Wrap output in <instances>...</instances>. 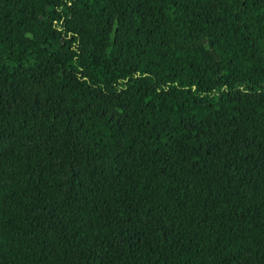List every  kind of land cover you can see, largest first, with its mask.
<instances>
[{
  "label": "trees",
  "instance_id": "16d2710c",
  "mask_svg": "<svg viewBox=\"0 0 264 264\" xmlns=\"http://www.w3.org/2000/svg\"><path fill=\"white\" fill-rule=\"evenodd\" d=\"M0 264H264V0H0Z\"/></svg>",
  "mask_w": 264,
  "mask_h": 264
}]
</instances>
